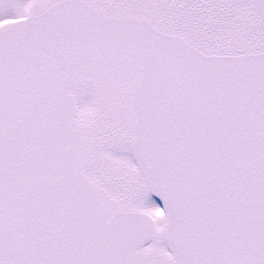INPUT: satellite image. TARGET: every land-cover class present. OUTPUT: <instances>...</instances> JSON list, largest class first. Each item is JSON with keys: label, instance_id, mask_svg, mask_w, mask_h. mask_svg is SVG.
Segmentation results:
<instances>
[{"label": "snow or ice", "instance_id": "obj_1", "mask_svg": "<svg viewBox=\"0 0 264 264\" xmlns=\"http://www.w3.org/2000/svg\"><path fill=\"white\" fill-rule=\"evenodd\" d=\"M0 264H264V0H0Z\"/></svg>", "mask_w": 264, "mask_h": 264}]
</instances>
